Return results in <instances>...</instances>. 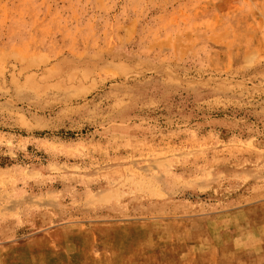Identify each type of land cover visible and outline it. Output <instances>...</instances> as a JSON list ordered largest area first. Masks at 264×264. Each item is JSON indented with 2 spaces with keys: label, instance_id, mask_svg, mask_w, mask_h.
I'll use <instances>...</instances> for the list:
<instances>
[{
  "label": "rangeland",
  "instance_id": "obj_1",
  "mask_svg": "<svg viewBox=\"0 0 264 264\" xmlns=\"http://www.w3.org/2000/svg\"><path fill=\"white\" fill-rule=\"evenodd\" d=\"M0 264H264V0H0Z\"/></svg>",
  "mask_w": 264,
  "mask_h": 264
}]
</instances>
